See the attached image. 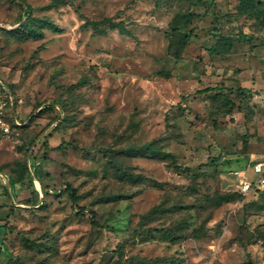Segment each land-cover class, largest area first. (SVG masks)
Masks as SVG:
<instances>
[{
    "label": "rangeland",
    "instance_id": "rangeland-1",
    "mask_svg": "<svg viewBox=\"0 0 264 264\" xmlns=\"http://www.w3.org/2000/svg\"><path fill=\"white\" fill-rule=\"evenodd\" d=\"M240 1L0 0L7 118L28 121L0 136V264H264V191L231 175L264 147V4ZM22 3L40 35L17 28ZM24 159L37 195L8 182Z\"/></svg>",
    "mask_w": 264,
    "mask_h": 264
},
{
    "label": "trees",
    "instance_id": "trees-1",
    "mask_svg": "<svg viewBox=\"0 0 264 264\" xmlns=\"http://www.w3.org/2000/svg\"><path fill=\"white\" fill-rule=\"evenodd\" d=\"M253 1L255 0H241L240 4H239V9L243 12H249L251 9H254L255 6H253L252 8V4ZM258 0H257V4H258ZM260 3V2H259ZM263 4H264V0H263ZM22 12L18 17V20H20L22 17H25V19L18 23L17 28L22 27V30L25 31V35L26 36H31V35H40V31L35 28L33 23V18H31L30 16V12H31V7L28 4L22 3ZM44 25H48V26H52L53 28L56 29L55 24H53L52 22L48 21V20H44L42 22ZM91 26L93 28V30L99 32V33H103L105 31L104 28L102 27H98L97 24L95 22H91ZM17 28L15 30H17ZM189 37V33L184 31V29L182 28H174V32H172L171 34V42L173 43V47L174 49V55L178 56L179 55V50L186 44L187 40ZM223 42L229 44L230 40H228V38H223ZM213 51H215V46L213 47ZM7 86V85H6ZM8 87V86H7ZM213 88L211 87H206L200 91H208L211 90ZM28 124V121L17 126V128H25ZM30 143L32 142V140L29 141ZM68 144V142L65 141H61L60 143H58L55 148H61L64 147V145ZM143 150H140L141 153H147L149 155H151L152 157H156L162 160H167L168 164L172 167H176V165L173 162L172 156L168 151L162 150L160 147H158L156 144H154L153 142H147L145 143L143 146ZM29 149V148H28ZM264 149V147H263ZM27 151V148H26ZM124 153L130 154L132 153L133 150L131 149H124L122 150ZM134 151H136V149H134ZM133 151V153H134ZM139 151V150H138ZM263 152V150H262ZM113 158V156H110V161H112L111 159ZM28 159H24L21 163H18V168L16 169L15 172H10V174L8 175V182L14 186L16 184H20L23 185V179L27 178L29 187L31 192H33L35 195L38 194L37 189L34 186V180H38L41 184V179L39 177L36 176L35 171L31 168L30 164L28 165ZM112 164V163H111ZM122 165V164H121ZM121 165H114L115 168V173L116 176H118L119 178H123L126 177L128 179L131 180H135L134 177L128 173L127 171L121 169ZM36 166V164H35ZM240 168H247V167H240ZM36 169V168H35ZM1 172V171H0ZM66 190L68 193V196L71 198V200L74 202L76 200V194H75V189L73 187H71L70 185L66 186ZM264 191V188L262 189H257V188H252V190L250 192H261ZM241 197V195L237 192H226L223 194H219L214 198H212V200H216L217 202H221V201H231L234 199H239ZM26 202H30L31 198H26L25 199ZM164 209H162L159 206H155L153 207L146 215H145V220H150L153 219L155 217L154 214H156L157 212H161ZM153 230L155 231H165V233L167 234H173V236L170 235V239H174L178 236H176V234L172 233V230L170 229H164V228H153Z\"/></svg>",
    "mask_w": 264,
    "mask_h": 264
},
{
    "label": "built area",
    "instance_id": "built-area-1",
    "mask_svg": "<svg viewBox=\"0 0 264 264\" xmlns=\"http://www.w3.org/2000/svg\"><path fill=\"white\" fill-rule=\"evenodd\" d=\"M10 104H14V99L6 84L0 78V136L9 137L17 133V126L22 123L14 116L13 121L7 118ZM251 177L248 168H235L231 170V175L236 183V190L241 194H248L252 188L262 189L264 187V149L261 159H255L250 163Z\"/></svg>",
    "mask_w": 264,
    "mask_h": 264
},
{
    "label": "crops",
    "instance_id": "crops-1",
    "mask_svg": "<svg viewBox=\"0 0 264 264\" xmlns=\"http://www.w3.org/2000/svg\"><path fill=\"white\" fill-rule=\"evenodd\" d=\"M14 105V104H13ZM25 121H21V123L23 124ZM40 176V175H39ZM42 181V180H41ZM35 183H38V184H40V182L38 181V180H34V186H35V188L37 189V187L38 186H36V184ZM38 191V190H37ZM39 192V191H38Z\"/></svg>",
    "mask_w": 264,
    "mask_h": 264
}]
</instances>
